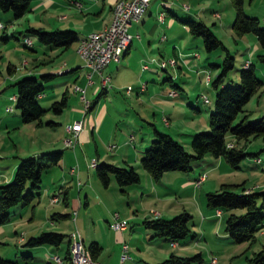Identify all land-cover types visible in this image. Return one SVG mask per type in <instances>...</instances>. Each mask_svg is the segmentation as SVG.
Returning <instances> with one entry per match:
<instances>
[{"label": "rangeland", "instance_id": "374dc122", "mask_svg": "<svg viewBox=\"0 0 264 264\" xmlns=\"http://www.w3.org/2000/svg\"><path fill=\"white\" fill-rule=\"evenodd\" d=\"M177 2L182 6L189 7V12L192 13L197 20L203 21L228 49L229 54L233 56V67L222 78L225 84L230 83L229 80L231 79V75L234 73L238 74V69L245 60L253 62L255 75L263 81V87L260 86L261 88L259 87L258 90L259 93L262 92V95L259 98V102H256V100H258L256 94L252 95L243 109L248 110L249 120L256 119L264 114V64L256 59L257 54L264 56V45L261 46L252 33H244L241 36L234 34L232 28L229 26L234 15L231 0H178ZM243 10L246 14L256 17L259 21V25L264 26V0H243ZM0 15V23L3 25V28L0 29V108H3L4 104L12 107L11 112L4 114L7 118L6 122L3 121V117L0 118V127H3L0 128V185L10 180L4 178L10 174L13 164L20 159L51 150H61L62 153L58 162L51 166L49 170L47 169L42 173L39 187L40 198L33 199L30 204L25 206L26 208L23 206V208L27 210L23 219L19 220V216L21 215H19L21 209L19 205L9 208L12 214V221L0 225V257L16 260L19 264H55L49 261L52 255H56L60 259L63 258L64 246L66 244L65 238L57 249L52 245H41L37 248L33 247V249L30 250L32 251V258L26 261L27 258L21 254L25 251H21L22 248L20 244H18L17 237L13 233V230L30 232L29 234H34V236L46 231H53L68 236L72 231H77L85 245L87 243L86 239L90 235L99 238L100 242H103V228H105L109 231V233L107 232V241L109 244L103 249V256H109L110 260L108 261L112 264V259L114 258V261H116L114 264H118L119 245L116 244L117 247L113 245L112 249L109 248L110 244H114V235L110 234L112 232H110L111 229L108 227L107 223L109 222L110 225L112 224L113 220L111 216L113 213L119 214L122 217L120 220L126 222V230L122 232L123 242L121 243V241H119L118 244H125L128 247V252H125V255H128L129 259L124 260L121 264L156 263L166 258L170 253L186 256L194 254L195 252H201L203 258L201 264H205V261H208L210 257L215 259L214 264H245L246 258L250 257L253 252H256L264 245V227L255 233V240L252 243L248 241L232 243L230 240H227L228 242L222 241L221 243H213V237L217 231L220 230V234L223 233V221L226 212L214 218V221L208 223L209 225L206 224L208 226L200 224V213L205 212V209H207L205 204L206 193L218 191L224 186H228V188L234 192H240L242 187L243 189H250L251 187L256 188L259 183L264 182V161L262 163L263 170L260 172L257 170L258 166H254L250 161L253 157L249 156L239 162L237 170L232 169L224 160L220 159L217 168L205 173L206 178L204 182L195 187L193 185L194 180H191V185H188L184 190L178 187V178L173 172H164L157 181H150L148 176L143 172L144 170L140 167L139 159L134 161L132 158L128 157V163L131 164V166H136L135 170L139 174V185L142 186L143 189L151 191L150 194L145 195L146 192L143 193L142 196L139 194L140 190L136 188L128 189L127 193L120 194L117 192V186L112 177L107 187H102L95 176L93 166H88L86 171L91 178L87 180L84 176L82 185H86L87 187L91 185V189H95L94 187L96 185V189H99L101 192L103 191L105 205L100 206V204H98L100 201L97 195H94V197L91 195L90 197L88 196V204L86 207L81 206L78 208L71 204H68V206L61 204V192L63 189L70 190L69 192L72 195L77 191V188L67 174L69 167L76 166L73 150L78 154L83 164L85 161L87 164L91 162L90 160L92 156H94V149L100 152L103 159L109 162L112 161V159L117 160L118 158L115 156L116 150L110 152L106 150V146L115 144L119 147L120 141L115 138L119 134L122 135L120 140L124 139L125 136L128 137V126L137 129L138 124V127L150 129L152 124H154L155 127L160 130L162 129V132L166 131L173 139L181 143L187 152H191L188 143L190 139L184 134L197 128H199V131L207 129V111L212 108L215 89L210 83L204 85L202 82L195 85L196 87L193 89L190 87L198 83V74L196 70H198L197 67L200 66V63L205 61L206 57H208L210 64L220 63L223 58V52L221 50L217 49L207 53L203 49L201 39L199 37L194 38L196 39V43L191 52H195L194 55L198 54V57L188 60L189 66L191 69H194L183 71L186 75L188 89H190L188 91V96L193 100L196 95H198L200 99L201 95V99L203 100V97H206L209 103L204 104L201 99L197 100L198 97H196L195 100H193L194 108L199 109L200 112H194V109L190 106H186L183 102H176L173 106H169L170 109L173 107L175 115L173 116L172 114V116H170L171 118L167 120L169 121V126L167 127H164L162 121H160L158 117L159 109L155 106H153L154 110L150 107H146V104L149 103L148 101L143 100L145 102L136 105L134 109L129 107L128 95L130 94L127 95L125 91L126 87L129 85H114L113 80H110L108 89L110 92L112 91L111 93H113L114 96L100 95L92 108L84 112L82 102L73 98V83L69 74H57L54 78L45 81L43 83L44 88L42 94H46V96L38 100L40 106L48 108L52 101L58 100L64 90H67L68 98L65 108L58 114L47 109L41 117V121L43 122L41 125H36L33 122L22 123L19 120L18 111L14 107V102H3L4 98L14 93V87L11 86L14 79L22 76L20 74L24 73L25 70L33 69L35 72L43 70L41 73H49L52 72L49 71L50 69L57 70L63 63H65L64 69H68L69 66L75 63H79V65L82 66V61L76 53L77 41L72 42L67 49L64 50L61 48L56 54L52 55L48 47L39 44L35 37L23 35V31L28 26L49 30V13L46 12L43 14L40 10H37L34 14L28 13L17 19H12L9 11L0 12ZM8 21H11V24H9ZM9 28H11V30H8ZM5 35L8 38L3 41L1 36ZM24 37L31 40V45L29 47L23 44ZM192 38L191 35L185 34V37L180 39V47L183 49L186 48L189 39ZM168 58H170V56H163L160 59L166 61ZM217 59L219 60L218 62ZM7 65L13 67L9 73L6 69ZM205 68L207 72L204 73V75L208 74L210 81L213 80L219 72V68L214 65L208 66L206 64ZM14 72L16 74L13 77L14 79L12 78V80H8L3 84V81L8 78L9 74ZM35 72L34 74L38 76L39 73L36 74ZM204 75L200 73L199 77L204 79ZM133 84L131 83V86H134ZM96 86L97 85L93 88L91 87V89L95 90ZM131 86L129 87L131 88ZM157 87H159V83L155 84L156 92ZM131 95H133L132 91ZM85 96L89 101L91 95L86 92ZM112 96L114 97L113 99ZM142 106L145 110H139ZM104 107H106L104 112L105 119L107 117L108 124H110L108 127H110V129L107 128V126H105L106 128H104V131H100L99 129V136H97L96 132H93V138L89 136L88 132L89 142L85 145L81 142L77 143V141L73 139L74 148L72 149L71 146H66L64 140L68 136L64 132L65 126L74 120H83L85 125L87 122L90 123L91 121L93 129H96V118ZM98 108L99 110L96 114ZM124 109L128 112L125 115L121 113ZM152 112H154L155 115L152 116ZM0 114L2 113L0 112ZM49 121L54 122V124H44ZM104 123L105 120H101V126L100 124L99 126L103 127ZM134 123H136V125H134ZM134 131V135L137 136L138 130ZM141 136L140 134L139 137ZM262 139L263 138L260 136L249 138L245 141L243 149L247 152H253L252 150L255 148V145L262 141ZM122 149L127 150L130 156L134 153L131 145L124 146ZM207 157L212 159L210 156ZM190 172L191 171H188L187 173ZM159 182L162 184H159ZM156 190L158 191V197L154 196ZM52 195H56L59 198L58 203H50L49 198ZM115 196L117 198H115ZM68 200L70 202L71 198H68ZM31 205H33V219H28ZM72 210H74L76 214H71L70 218L60 216V214L70 213ZM182 211H186L190 215L188 225L191 234L195 233V242L190 248H185L186 251H181L179 247L172 248V244L164 240L160 250H156L157 244L155 243H158L156 241H161L163 238H151L152 232L143 227L141 224L142 219L156 215L163 218H170ZM211 211L214 212L212 208ZM242 211L243 210H240V213ZM13 212L15 214H13ZM200 231L205 233L203 239H199L201 238ZM147 232L151 234L148 235ZM130 238H132L133 241L130 240ZM190 238L191 237L188 235L182 241ZM148 241L151 242V244L148 243ZM72 243L73 240L71 238L70 249ZM209 250L213 256H209ZM121 255L122 251L120 253V256Z\"/></svg>", "mask_w": 264, "mask_h": 264}, {"label": "trees", "instance_id": "16d2710c", "mask_svg": "<svg viewBox=\"0 0 264 264\" xmlns=\"http://www.w3.org/2000/svg\"><path fill=\"white\" fill-rule=\"evenodd\" d=\"M30 2L31 0H0V11H9L12 18L17 19L29 10ZM231 4L234 10L231 21L234 34L241 36L244 33H252L257 42L263 46L264 26L259 25L256 17L245 14L243 0H231ZM178 21L186 26L193 37L201 39L205 52L210 53L218 49L223 52V58L220 63L209 65L219 68L214 79L210 81L209 77L208 81L215 89L212 108L207 116V129L198 131L190 137L191 152H187L182 144L169 134L152 127V139L142 151L139 165L155 181L167 171H190L192 164L201 161L204 156L221 157L231 168L237 169L242 159L247 156L253 157L256 153L244 151L242 147L236 144L227 143V137H232L235 143L240 140L245 142L249 138L258 136L264 138V114L249 120L248 114L243 113L245 103L262 85V81L254 73L253 62L246 60L238 69L237 82L230 81V83L225 84L222 78L233 67V56L229 54L228 49L200 20L185 17L178 19ZM23 35L35 37L39 44L48 48L59 47L62 49H66L72 42L80 38L71 29L43 30L34 27H27L23 31ZM256 59L264 64L263 55L257 54ZM6 69L9 71L13 67L7 65ZM55 76L54 73H40L36 76L28 72L11 83V86L14 87V94L10 96H14V100L10 101L14 102L20 122H33L36 125H41L43 124L41 117L47 109L57 114L62 111L66 104L64 93L58 100L52 101L48 108L40 106L38 101L44 88L43 83ZM44 124L51 125L54 122L49 121ZM61 154V150H51L22 158L17 162L10 180L0 185V225L11 220L10 207L27 204L36 196L42 173L55 165ZM93 168L102 187H107L111 177L121 190L125 186L139 182V174L129 165L119 166L101 161L95 163ZM205 204L209 208L221 209V211L226 212L223 232L232 243L244 241L252 243L255 240V233L264 226V189L241 188L240 192H234L228 186H224L218 191L206 193ZM240 210L243 211L240 213ZM65 215L60 214V216ZM189 219L190 215L186 211H182L170 218H144L141 224L152 232L151 238L162 237L168 242H178L188 235L193 236L188 225ZM65 236L53 231L41 232L35 236L27 237L20 246L23 249L41 245H52L57 248L65 238L64 258L68 260V264H71L70 238L66 236L67 240ZM86 248L90 257L95 260L100 252V246L91 241ZM21 254L26 258L32 256L26 250ZM245 261V264H264V245L253 252ZM202 262V256L197 252L189 256L170 253L159 262L147 264H201ZM0 264L19 263L16 260L0 257Z\"/></svg>", "mask_w": 264, "mask_h": 264}, {"label": "crops", "instance_id": "0c3cea01", "mask_svg": "<svg viewBox=\"0 0 264 264\" xmlns=\"http://www.w3.org/2000/svg\"><path fill=\"white\" fill-rule=\"evenodd\" d=\"M117 1H119V0H31L29 10L27 12H25L22 16H24L25 14H28V13L34 14L37 10H40V12H42L43 14L47 12V13H49V25H50L49 30L71 29L77 33L78 37H82L83 35H85L89 32H95V31L101 32V31H103V28L107 27L110 24L109 22H111L112 16H113V14H112L113 13L112 12L113 7ZM177 1L178 0H147V2H148L147 7L145 8L141 17L137 21L131 23L127 29V32L130 35V42H129L126 50L121 55V57L118 61H110L104 67V69L101 72V75H109L110 80H113L114 85H124L125 84L126 86L127 85L131 86V83L132 84L134 83L133 84L134 86H131V89L128 92H126L127 95L130 94V95H128L129 96L128 105H130L129 107L134 109V107L136 105H140V104H142V102H145L143 100L148 101L149 103L146 104V107H150L151 109H153L154 108L153 106H155L157 109H159L158 117H159L160 121H162V124L164 125V127L169 126V121H167V120H169L171 118L170 116H172V114H173V116L175 115V112L173 111V107H172V109H170L169 106H173L176 102H178V103L183 102L186 106H190L192 109H194V112H200L199 109L194 108V101L193 100H195L196 97H198L197 100H200L201 95H200V99H199V96L196 95L194 97V99L191 100L192 98H190L188 96V91L190 89H188V86H187L188 84L186 81L187 80L186 75L183 72V71H190V70L194 69V68L191 69V67L189 66L188 60L190 58L192 59V58L198 57V54L194 55L195 52H191V51H193L192 48L195 46V43H196V39H194V38H197V37H193L188 32L186 26L178 21V19H180V18H185V17L195 18V17L192 13L189 12L190 11L189 7H187V9H184L183 6ZM159 13H162L161 19L158 18ZM0 17H1V15H0ZM195 19H197V18H195ZM232 19H231V21H232ZM8 22H9V24H11V21H8ZM229 26L231 28V24ZM8 30H11V28H9ZM185 34H187L189 36L191 35L193 38L189 39L188 46L183 49L180 47L179 44H180V39L185 37ZM7 38L8 37L6 35L1 36V39L3 41L7 40ZM30 42H31V40H30ZM78 42H79V39L77 40V43ZM77 47H78V44H77ZM48 50L53 55V54H56L59 50H61V48H59V47L50 48L49 47ZM76 51H77V49H76ZM61 55H62V53H61ZM163 56H170V57L175 58L177 61L176 65L174 67L168 66L165 70H159V69H157L155 64L150 63L148 66V69H146V70L141 69V63L142 62L148 61L149 59H155V60L158 59L160 62L161 60H163V59H160ZM218 61L219 60L217 59V62ZM245 61L243 63H245ZM64 64L65 63L60 65L57 70H51L50 69L49 71H52V72H49V73L54 72V74H56V75L57 74H69L72 78V83H73V88H72L73 98L77 99V101H79V102H81V100L79 99L78 92L75 91V86L84 87V95L86 92H87V94L91 95L90 100H89L90 105H89L87 110L92 108V106L97 102L100 95L101 96H103V95H106V96L113 95L114 96V94L111 93L112 91L110 92V90L108 88L104 89V88L100 87V75L99 74H97V73L92 74V76H91L92 83L89 85H86L85 84V71H84L83 67L81 65H79V63H75L74 65L69 66L68 69H64ZM206 64L208 66L210 65L208 57H206L205 61L201 62L200 66L197 67L198 70H196V73L198 74L197 75L198 76V83L193 84L190 88L193 89L194 87H196L195 85H198L201 82L204 85L209 84V83H205L204 79L199 77L200 73L204 75V73L207 72L206 71L207 69L205 68ZM11 70L12 69H9L8 73L11 72ZM14 71H15V68H14ZM42 71L43 70H39L38 72H35V70H33V69L25 70V72L20 74V75H25L28 72H30L31 74H34V72L36 74L37 73L40 74ZM15 75H16L15 72L12 74H9L8 78H6L5 81H3V84H5L8 80H12V78ZM237 80H238L237 73L236 74L234 73L233 75H231V79L229 81L237 82ZM157 83H159V87H157V92H156L155 91V84H157ZM95 85H97L96 89L95 90L91 89V87L93 88ZM261 86L263 87V81H262ZM86 88H88V89H86ZM171 89H174L177 92V94L175 96H169L168 92ZM258 90H259V88L253 94V95L256 94V97H258V100H256V102H259V98L262 95V92L259 93ZM131 91H132L133 95H131ZM153 91H155V92H153ZM63 93L66 96V104H67V98H68L67 97V90H64ZM13 94H9L6 98H4L3 102L10 101L9 96L13 95ZM45 96H46V94H44V95L42 94L39 99H41ZM113 96H112V99L114 98ZM85 98H86V96H85ZM207 100H208V98H207ZM201 101L203 102L204 99L203 100L201 99ZM208 103H209V100L207 103H204V104H208ZM66 104H65V106H66ZM6 105L7 104H4V107L0 108V112L2 113V114H0L1 115L0 118L3 117L4 122L7 121V118L4 116V114L12 111V109L10 111H6L5 110V107H7ZM210 109L207 111V113L210 111ZM98 110H99V108L96 110V114H97ZM105 110H106V107H104L99 112L98 117L96 118V129H93V127L91 125V123H92L91 121H90V123L87 122V124L85 125L84 121L80 120V130L77 133V136L75 139V141H77V143L81 142V143H83V145L88 143L89 142L88 141V132H89V136H91V138H93V132H96L97 136H99V129H100V131H104V128H106L105 126H107V128L110 129V127H108L110 124H108L107 117L105 119V115H104ZM139 110H145V108H143V106H142V108ZM86 111H84V112H86ZM121 113L125 115L128 112L126 109H124V110H122ZM243 113L248 114L249 112H248V110H244ZM151 114H152V116L155 115L154 112H152ZM164 118L166 119V123H164V121H163ZM101 120L102 121L105 120L103 127H100L101 126ZM73 122H71V123H73ZM71 123H69V124H71ZM99 124H100V126H99ZM5 125H7V124H5ZM134 125H136V123H134ZM138 126L139 125L137 124V129H133L134 127L128 126V129H129L128 130L129 131L128 137L125 136L124 139L120 140L122 135L119 134L115 138L116 140L120 141L119 147L116 146L115 144H110V145L106 146V150H108L110 152L116 150L115 156L118 158V159L116 158L117 160L112 159V161L109 162L108 160L103 159V157L101 156L102 154H100V152H97V150L94 149V156H92L90 161L91 162L94 161V163L104 161V162L112 163V164L119 165V166H127V165L131 166V164L128 163V157L132 158L134 161H136L140 158L142 151L144 150V148L149 144L150 140L152 139V127L156 128L159 131L162 130V129L160 130L159 128L155 127L154 124H152L150 129H148V128L143 129L142 127H138ZM206 126H207V118H206ZM0 128H3V127H0ZM4 128H7V127H4ZM134 130H138L137 136L134 135V133H135ZM198 131H199V128L193 129V130H190L189 132L185 133L184 135H186L188 137V139H190V137ZM64 132L67 136L69 135L65 131V129H64ZM163 132H166V131H163ZM140 134L142 135L141 137H139ZM227 143H230L231 145L236 144L237 146H240L242 148H244V145H245V142L242 140L235 143V141L233 140L232 137H227ZM129 145L132 146V149L134 151L133 155H131V156L128 155L127 150L122 149L124 146L126 147ZM71 148L73 149L74 147L72 146ZM263 150H264V138L262 139V141H260L259 143H257L255 145V148H253L252 151L255 152L256 155L253 156L255 158H252V160H250L254 166H256V167L258 166L257 170L260 172L263 170V166H262V163L264 161V158H263L264 157V151ZM244 151H246V150H244ZM261 151H263V152L261 154H259ZM73 157L75 159L76 166L75 167H69L67 174H68L69 178L72 180V182L74 183V186L77 188V191L75 194L72 195L69 192L70 190L63 189V191L61 192L62 193L61 194L62 195L61 204H63L64 206H68V204H71L72 206H74V207L77 206L78 208L81 206L86 207V205L88 204V196L90 197V195H91L94 197V195H97L98 199L100 201V203H98V204H100V206L105 205V196H104V193H102L103 191L101 192L99 189H96V185L94 187L95 189H93V188L91 189V185H89L88 187L86 185H82V183H83L82 181L84 180L83 179L84 176L86 177L87 180L91 178V176H89L87 171H86V169L88 168L87 162L85 161L83 164L80 157L78 156L77 153H75L74 150H73ZM109 157H112V156H109ZM100 159H103V160H100ZM220 159H222V158L221 157H217V158L212 157V159H210L207 156H204L201 161H197V162H194L192 164L190 173L180 172V171H167V172H173L174 175H176V177L178 178V182H179L178 187H180V189L184 190L185 188H187L188 185H191L190 181L196 179L198 175H200L201 173H206L210 170H213L214 168H217V164L220 163ZM256 159H258V160H256ZM16 164H17V162L13 164L10 174H8V176L4 179L8 180L11 178L14 167L16 166ZM132 167L134 169L136 168V166H134V165ZM49 168H48V170H49ZM71 168L73 169V171H70ZM197 169H199V170H197ZM143 172L146 174V176H148L149 180L151 181L152 179L148 175V173L145 170ZM180 173H182V174H180ZM205 178H206V176H205ZM205 178L202 182L205 181ZM109 182H110V180H109ZM159 184H162V183L159 182ZM261 187H263V188H261ZM131 188L139 189L140 190V192H139L140 196H142L143 193H146V192L147 193L145 195H148L151 193V191H147V190L143 189V187L139 185V182L137 184L125 186L122 188V190L117 186V190H118L117 192H119L120 194H124V193H127L128 189H131ZM250 189L251 190L264 189V182L259 183L256 188L251 187ZM39 195H40V191L38 189L36 196H34L29 203L24 204V205L18 204L21 207L20 213H19V215L20 214L21 215L19 216L20 217L19 220H22L24 215H26V213H27V210L24 209L23 206L24 207L27 206L35 198L39 199L40 198ZM154 196L158 197V191L157 190H156V192H154ZM117 197H118V195H117ZM117 197L115 196V198H117ZM68 198H71L70 202H69ZM58 202H59V200L56 203H58ZM51 204H53V203H51ZM206 208L207 209H205V212L200 213L201 214L200 215V224L201 225H203V224L206 225V224L214 221V218L221 216V214L223 213V211H221V209H212V210H214V212H213V211H211V208H209L207 206H206ZM29 210H30V215L28 216V219L29 218L33 219V205L30 206ZM216 211H218V213H219L218 215L215 214ZM13 214H15V213L13 212ZM62 214H66L65 217L70 218L71 214H76V213L74 210H72L70 213H62ZM118 217H119V219L122 218L119 214H118ZM154 217H159V216L156 215V216H152V217H148V218H154ZM50 219H52V218H50ZM124 219H126V218H124ZM11 221H12V214H11V220L9 222H11ZM9 222H7V223H9ZM107 225L111 229L109 222L107 223ZM208 225H206V226H208ZM209 228H210V226H209ZM125 230H126V227L121 229V230H118V231L112 230V229L110 231V232H112L110 234L114 235V237H113L114 244H110L109 248L112 249L113 245L116 247H117V245H119L118 264H121V263H123L124 260L129 259L128 255H125L123 258L120 256L121 245L118 244L119 241H121V243L123 242V239H122L123 233L122 232H124ZM103 231H104V234H103L104 238H102L103 242H100L99 238H95V236L90 235L87 237V239H86L87 243L84 245L80 234H79V237H80L82 244L85 247L91 241L96 242L100 246V252L98 253L97 257L95 258L97 261H99L101 264H105V263L112 264L111 262L108 261V260H110L109 256L108 257L103 256V254H104L103 249H105L106 245L109 244L107 241V238H108L107 232L109 233V231H107V229H105V228H103ZM13 233L17 237L18 244H22L26 240L27 237L34 236V234H29L30 232H24L22 230H13ZM147 233H148V235L151 234L150 232H147ZM194 235H195V233H193V236H191L190 239L185 240V241L180 240L178 242H169V243L172 244V246H171L172 248H178L179 247L180 248L179 250H181V251L185 250L186 251V249L190 248V246L193 245V243L195 242L194 241ZM204 235H205V233L203 231H200L201 238H199V239H203ZM128 238H129V236H128ZM213 239H214L213 243L214 242L215 243H221L222 241L228 242L227 240H230L224 232L222 234H220V230L217 231V233L214 235ZM67 240H68V238H67ZM130 240H132V238H130ZM164 240H166V239L163 238V240H161V241H156V242H158V243H155V244H157L156 250H160V248L162 247L161 244ZM69 241L71 244V238L69 239ZM148 243L151 244V242H149V241H148ZM34 248H37V247H34ZM57 248H55V249H57ZM31 249H33V248H29V249H26V248L23 249L22 248L21 251L26 250L27 252L32 254V251H30ZM65 249H66V244L64 246V253H65ZM125 252H128V247L126 248ZM209 252H210V250H209ZM195 253H197V252H195ZM198 253H200V255H202L201 252H198ZM186 256H189V255H186ZM209 256H213L211 254V252L209 253ZM31 258H27V261L30 260ZM112 260H113V264L116 263V261H114V258ZM49 261L53 262L55 264H68V260L66 258H64V254H63V258L60 259V263L53 261L51 259V257H50ZM206 262L207 261H205V264H206Z\"/></svg>", "mask_w": 264, "mask_h": 264}, {"label": "built area", "instance_id": "2783aa9c", "mask_svg": "<svg viewBox=\"0 0 264 264\" xmlns=\"http://www.w3.org/2000/svg\"><path fill=\"white\" fill-rule=\"evenodd\" d=\"M147 0H131V2H126V5L123 6L121 12L116 16L112 25H108V27L103 28V33L89 32L82 37L79 38L78 49L76 53L80 57L82 61V67L85 71V84L89 85L92 83L91 76L94 73L100 75V87L101 88H109L110 85V76L109 75H101L104 67L110 62L115 61V53L119 50L123 45H128L130 42V35L127 32L128 27L131 23L134 22V18L137 14H143L145 8L147 7ZM184 9H187V6H183ZM158 18H162V13H159ZM3 28V25L0 23V29ZM30 39L25 38L23 40V44L25 46L30 45ZM150 63L156 65L157 69L165 70L168 66L174 67L176 65L175 58H168L166 62H158V59H149L148 61L141 63V69L146 70ZM205 83L209 81V75H204ZM128 87H126L125 91L127 92ZM75 91L78 92L79 99L83 104V110L86 111L89 107V101L85 98L84 95V87L76 86ZM169 96H175L177 92L174 89H171L168 92ZM9 99L11 101L14 100V96H10ZM207 103L208 101H203ZM6 111H10L11 107H5ZM164 123H166V119H163ZM65 131L69 134L68 137L64 140L66 146H73L74 141L76 139L77 133L80 130V121H74L71 124L65 126ZM74 139V141H73ZM258 160V159H256ZM91 163V162H90ZM88 163V166H90ZM70 171H73L71 168ZM205 174H200L193 181V185L195 187L199 186V184L204 180ZM59 198L56 195H52L49 198L50 203H56ZM218 215V211L215 212ZM112 224L110 225L113 230H121L126 227V222H123L119 219L116 213L112 214ZM68 238H73V258L75 264H101L100 262L94 261L93 263H86L83 255L82 248L83 244L80 240L79 233L77 231H72ZM127 246L125 244L121 245V251L123 258L125 256ZM51 259L57 263H60V259L56 255H52ZM215 259L210 257L207 264H214Z\"/></svg>", "mask_w": 264, "mask_h": 264}, {"label": "bare ground", "instance_id": "6f19581e", "mask_svg": "<svg viewBox=\"0 0 264 264\" xmlns=\"http://www.w3.org/2000/svg\"><path fill=\"white\" fill-rule=\"evenodd\" d=\"M126 2H131V0H119V1L116 2V4L113 7V11H112L113 12L112 13L113 14L112 20H111V22H110L109 25H112L113 24V21L115 20L116 16L121 12L123 6L126 5ZM141 15L142 14H137L136 17L134 18V22L137 21L141 17ZM96 33H103V31L96 32ZM127 46L128 45H123L122 47L119 48L118 51H116V53H115V61H118L120 59L121 55L126 50ZM77 49H78V47H77ZM158 62H159V60H158ZM160 62H166V61L161 60ZM75 88H76V86H75ZM104 89H107V88H104ZM130 89L131 88L128 87L127 92ZM203 99H204V101H208L206 97H203ZM89 105H90V102H89ZM94 164H95L94 162H91L90 163V166H94ZM203 174H205V173H203ZM72 240H73V238H72ZM70 252H71V257H72L71 264H75L74 258H73V255H72V252H73V243H72ZM82 255H83V258H84V260H85L86 263H93L94 261L98 262L96 259L94 260L93 258L90 257L89 252H88V250H87V248L85 246H83V248H82Z\"/></svg>", "mask_w": 264, "mask_h": 264}]
</instances>
